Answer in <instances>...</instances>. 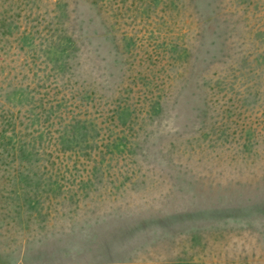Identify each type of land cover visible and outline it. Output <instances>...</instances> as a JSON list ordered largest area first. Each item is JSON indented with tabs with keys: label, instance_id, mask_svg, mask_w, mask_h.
Segmentation results:
<instances>
[{
	"label": "rangeland",
	"instance_id": "1",
	"mask_svg": "<svg viewBox=\"0 0 264 264\" xmlns=\"http://www.w3.org/2000/svg\"><path fill=\"white\" fill-rule=\"evenodd\" d=\"M0 264H264V0H0Z\"/></svg>",
	"mask_w": 264,
	"mask_h": 264
}]
</instances>
